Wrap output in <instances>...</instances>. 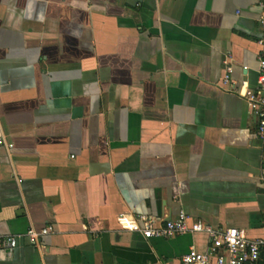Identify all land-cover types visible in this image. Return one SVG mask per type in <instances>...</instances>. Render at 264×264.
Returning <instances> with one entry per match:
<instances>
[{"label":"crops","instance_id":"1","mask_svg":"<svg viewBox=\"0 0 264 264\" xmlns=\"http://www.w3.org/2000/svg\"><path fill=\"white\" fill-rule=\"evenodd\" d=\"M256 0H0V264H181L205 232L264 239ZM231 65V80L224 82ZM30 227L52 231L35 243ZM214 262V261H213Z\"/></svg>","mask_w":264,"mask_h":264},{"label":"built area","instance_id":"2","mask_svg":"<svg viewBox=\"0 0 264 264\" xmlns=\"http://www.w3.org/2000/svg\"><path fill=\"white\" fill-rule=\"evenodd\" d=\"M256 2L261 10L260 24L262 27L260 38L262 52L259 56L258 68L259 87L258 91L247 89L245 98L252 111L259 117L257 134L264 143V0H256ZM232 72L233 67L228 65L224 78L225 83L231 80ZM117 221L122 229L141 232L146 238L172 237L194 231L205 232L210 238L206 251L191 248L182 257L181 264H264L263 238H250L243 229L237 227L215 228L199 220L191 222L189 215L184 211H180L176 217L166 219L163 223H159L148 215H133L127 212H121ZM51 231V227L39 230L30 227L25 236L37 243L41 237ZM0 241L9 249H13L17 244V237L8 235L1 237Z\"/></svg>","mask_w":264,"mask_h":264}]
</instances>
